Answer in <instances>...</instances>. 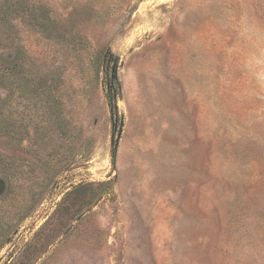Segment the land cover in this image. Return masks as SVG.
Masks as SVG:
<instances>
[{"label": "rangeland", "instance_id": "rangeland-1", "mask_svg": "<svg viewBox=\"0 0 264 264\" xmlns=\"http://www.w3.org/2000/svg\"><path fill=\"white\" fill-rule=\"evenodd\" d=\"M0 264H264V0H0Z\"/></svg>", "mask_w": 264, "mask_h": 264}, {"label": "trees", "instance_id": "trees-1", "mask_svg": "<svg viewBox=\"0 0 264 264\" xmlns=\"http://www.w3.org/2000/svg\"><path fill=\"white\" fill-rule=\"evenodd\" d=\"M113 80H115V79H113ZM113 83H114V81H113ZM118 89L119 88H116V90H115V93H113V96L111 97L110 95L108 96V101H109V103L111 104H113V102L116 100V96H117V94H118ZM113 108H114V106H113Z\"/></svg>", "mask_w": 264, "mask_h": 264}, {"label": "water", "instance_id": "water-1", "mask_svg": "<svg viewBox=\"0 0 264 264\" xmlns=\"http://www.w3.org/2000/svg\"><path fill=\"white\" fill-rule=\"evenodd\" d=\"M121 125H122V122H121V124H120V129H119V131H118V134H117V136H116V141H115L114 150H116L117 147H118V142H119L120 135H121V131H122V129H121Z\"/></svg>", "mask_w": 264, "mask_h": 264}]
</instances>
